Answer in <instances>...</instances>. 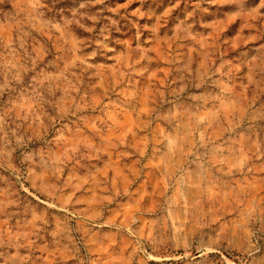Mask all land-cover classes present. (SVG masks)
<instances>
[{"label": "rangeland", "instance_id": "obj_1", "mask_svg": "<svg viewBox=\"0 0 264 264\" xmlns=\"http://www.w3.org/2000/svg\"><path fill=\"white\" fill-rule=\"evenodd\" d=\"M0 264H264V0H0Z\"/></svg>", "mask_w": 264, "mask_h": 264}]
</instances>
